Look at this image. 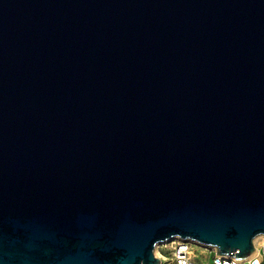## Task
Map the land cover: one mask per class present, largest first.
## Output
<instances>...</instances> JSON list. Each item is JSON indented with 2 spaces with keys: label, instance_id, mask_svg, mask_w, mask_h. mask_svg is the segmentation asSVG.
Returning <instances> with one entry per match:
<instances>
[{
  "label": "water",
  "instance_id": "1",
  "mask_svg": "<svg viewBox=\"0 0 264 264\" xmlns=\"http://www.w3.org/2000/svg\"><path fill=\"white\" fill-rule=\"evenodd\" d=\"M261 235L264 0H0V264Z\"/></svg>",
  "mask_w": 264,
  "mask_h": 264
},
{
  "label": "built area",
  "instance_id": "2",
  "mask_svg": "<svg viewBox=\"0 0 264 264\" xmlns=\"http://www.w3.org/2000/svg\"><path fill=\"white\" fill-rule=\"evenodd\" d=\"M254 247L255 252L249 258L237 261L217 255L212 248L175 238L157 245L155 250L158 253L155 255L160 259V264H264V240L260 246L254 244ZM196 249H200V255ZM166 253H169V258L164 257Z\"/></svg>",
  "mask_w": 264,
  "mask_h": 264
},
{
  "label": "rangeland",
  "instance_id": "3",
  "mask_svg": "<svg viewBox=\"0 0 264 264\" xmlns=\"http://www.w3.org/2000/svg\"><path fill=\"white\" fill-rule=\"evenodd\" d=\"M262 240H264V238H259V239H257L256 241H254V244H255L256 246H260ZM196 251H197V254L200 255V252H201L200 249H196ZM155 252L158 253L157 250H155ZM155 254H156V253H155ZM164 257H165V258H169V253H166Z\"/></svg>",
  "mask_w": 264,
  "mask_h": 264
},
{
  "label": "bare ground",
  "instance_id": "4",
  "mask_svg": "<svg viewBox=\"0 0 264 264\" xmlns=\"http://www.w3.org/2000/svg\"><path fill=\"white\" fill-rule=\"evenodd\" d=\"M259 238H264V235H261V236L256 237L254 241H256ZM156 255H157V252H156Z\"/></svg>",
  "mask_w": 264,
  "mask_h": 264
}]
</instances>
